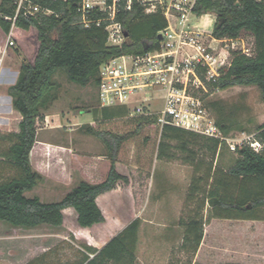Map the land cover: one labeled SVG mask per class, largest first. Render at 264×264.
<instances>
[{"label":"trees","instance_id":"trees-1","mask_svg":"<svg viewBox=\"0 0 264 264\" xmlns=\"http://www.w3.org/2000/svg\"><path fill=\"white\" fill-rule=\"evenodd\" d=\"M0 0V29L9 35L13 28L33 30L37 47L31 60H24L17 82L8 93L14 109L21 115L19 131L6 139L11 142L5 160L18 171L19 176L0 183V222L18 228L33 229L40 226L61 227L64 211L72 208L77 213V223L91 228L105 222L98 198L117 189L120 182L128 183L127 176L117 170L123 145L136 137L144 127H152L159 134L157 159L173 160L176 152L185 154V162L198 174L189 189V200L202 195L196 213L182 219L185 229L182 251L191 254L186 263L201 264L194 258L202 244L205 232L204 217L200 212L210 208L206 221L213 219L264 222V124L256 127L255 139L263 148L256 152L249 146L237 149V160L228 169L215 166L219 140L207 138L184 129L161 126L157 114L132 117L137 124L134 131L120 135L110 130L98 129L99 122H110L130 115L126 106L121 115L111 114L103 120L98 114L110 107L94 108V123L84 126V134L99 140L110 163L106 178L95 184L81 181L60 201L44 202L38 196L26 193L43 180L32 166L30 155L37 142L39 122L44 113L58 100L60 84L54 80L63 71L68 80L82 88L98 87L100 68L107 62L126 55H144L160 48V32L167 22L160 10L148 13V5L132 0H118L117 20L127 35L120 46L108 43L106 13L94 9L84 23L80 12L83 0ZM108 4L112 0H107ZM37 7L38 11H30ZM198 15L215 14L222 26L215 27L217 38H240L243 33L254 37L255 51L251 56L234 53L231 66L215 82L208 84L209 93L223 92L235 87H257L264 103V0H198ZM101 20L100 25L98 21ZM218 115L216 121L224 135L235 128L232 113L225 112L221 102L209 104ZM102 109V110H101ZM206 183V187H203ZM142 220L137 218L113 237L93 257H85L74 264H137V248ZM234 264V263H229Z\"/></svg>","mask_w":264,"mask_h":264},{"label":"rangeland","instance_id":"rangeland-1","mask_svg":"<svg viewBox=\"0 0 264 264\" xmlns=\"http://www.w3.org/2000/svg\"><path fill=\"white\" fill-rule=\"evenodd\" d=\"M240 38L241 47H238V51L247 49L254 54V37L243 33ZM36 47L33 30L13 28L10 34L6 35L0 29V183L19 176L18 171L3 156L11 145L6 138L9 134L19 131L22 119L13 107L8 90L17 82L23 61L33 58ZM54 80L60 84L58 100L50 106L44 116L49 113L60 115L64 126L50 130L46 121L39 122V139L47 138L52 142L75 143L79 146L85 142L103 147L95 138L81 137L79 126H73V122L80 120L81 112L88 116L90 111L86 110L100 107L95 90L90 87L81 88L70 82L61 70L56 73ZM145 92L131 98L132 106L129 108L128 117L99 122L97 128L120 135L134 131L137 124L132 122L131 118L140 115L134 109L149 102L138 105L134 103L136 98L143 97ZM156 93L159 95V92ZM157 94H153L154 99L149 104L152 113L164 107L163 102L156 99ZM212 102L223 103L225 112L233 114L235 128L231 134L235 137H255L256 127L264 124V103L257 87H235L213 93L206 98L209 113L217 121L219 115L209 106ZM148 110V107H145V111ZM107 111L121 115L125 108L115 107ZM56 120L58 121V118ZM54 123L55 121L51 120L49 126L55 125ZM158 143L159 134L149 126L144 127L136 137L123 145L119 155V167L127 175L129 182H120L116 190L98 198V204L105 216V222L101 225L80 227L77 223V213L72 208L64 211V223L58 228L44 225L26 229L0 222V264L77 263L85 257H93L106 243V240L94 242V239L102 236L107 238L109 235L108 239H112L137 218L142 220L141 245L138 243L136 252L137 264L186 263L192 256L182 251L185 229L180 221L196 213L201 206V194L193 200H189L188 196L193 178L195 175L204 174V169L196 174L194 167L185 162V154L179 151L175 153L173 160L157 159ZM80 149L77 148L75 153L87 156V153ZM69 153L54 148H46L43 151L38 146L34 149L32 166L42 175L43 180L33 191L26 193L27 197L38 196L44 202L60 201L80 182L82 178L78 177L76 172L80 169V160L71 157ZM237 158V153L224 144L218 151L215 166L228 169ZM39 167L42 172L37 170ZM206 186V183H203V187ZM209 211L210 208L206 205L204 211L200 212L206 223L205 231L213 223V220L206 221ZM263 223L222 221L221 224H213L211 228L213 227L214 232V250L208 252L201 247V251L197 252L199 257L196 255L194 261L209 264L207 255L210 254V258H214L213 262L210 261L211 264H229L234 261L264 264ZM255 245L258 246L255 251L247 252L248 247L255 248ZM43 248L48 251L46 262L40 261L39 253ZM247 256L249 260H245Z\"/></svg>","mask_w":264,"mask_h":264},{"label":"built area","instance_id":"built-area-1","mask_svg":"<svg viewBox=\"0 0 264 264\" xmlns=\"http://www.w3.org/2000/svg\"><path fill=\"white\" fill-rule=\"evenodd\" d=\"M138 1L148 5V13L160 10L166 19L167 27L160 32V48L105 63L100 68L97 87L100 105L129 106L132 97L146 91L134 104L149 103L134 111L140 115L157 114L162 127L168 125L219 140L233 152L246 145L256 152L261 151L263 146L254 137L224 135L206 105V98L211 95L208 84L231 66L234 53L252 55L247 49L238 51L241 38L215 37L217 17L211 13L198 15L195 11L198 0ZM131 2L128 0V9ZM96 8L106 13L108 43L122 45L126 36L117 20L118 0H112L111 4L107 0H83L80 12L86 26L89 25L87 17ZM30 11H38V8L30 7ZM100 23L101 20L98 25ZM153 94H157L156 99L164 106L156 113L150 111L149 105ZM145 107L149 110L145 111Z\"/></svg>","mask_w":264,"mask_h":264},{"label":"crops","instance_id":"crops-1","mask_svg":"<svg viewBox=\"0 0 264 264\" xmlns=\"http://www.w3.org/2000/svg\"><path fill=\"white\" fill-rule=\"evenodd\" d=\"M89 87L92 90H95V93H96V96H97L96 100H98V102H99V99H98V88L95 85L92 84V85H89L88 87H85V89H87ZM123 106H126L129 109L132 106V104L129 105V106H127V105H123ZM98 108H103V107L100 105V107H98ZM110 108H115V107H110ZM93 109L94 108H90V109L86 110L87 112L90 111V113H91V114L89 113L88 116L84 115L83 114L84 112H81L82 114H81V116H79V119L82 120V121H80L78 119L76 120V121H78L77 123H75L76 121L75 122L72 121L74 123L73 126H79L78 131L82 134L81 137L94 138V137H91V136H88V135L84 134V132H83V127L84 126H87V125H90V124L94 123L95 118H94V114L92 112ZM110 116H111V113L109 111H106V110L101 111L98 114V118L100 120H103V118L110 117ZM56 118H58V121L56 120ZM51 120L55 121V123H54L55 125H50L49 126V124L51 123ZM44 121H46V126H48V129H50V130L60 129V128H62L64 126V124L62 123V120H61V116L57 115V114H54V113L47 114L45 116V120ZM66 123H68V122H66ZM37 146L43 151H45L46 148H47V150H48V148H54V149H58L60 151L70 152L69 155L71 157H74V158L80 160L79 161L80 169H77V171H76L78 173V177L82 178L80 180V182L81 181H85V182H88V183H91V184L99 183V182L103 181L106 178V175H107V173L109 171L110 163H109V161L106 158L104 147H102V146H100L98 144H91V143L86 144L84 142V143H81V145L79 146L78 144L76 145L75 143L66 144V143H60V142H58V143L57 142H52V141L48 140L47 138L39 139V130H38L37 142H36L32 152H31V155H30L31 164H33V152H34V149ZM75 146H76V148H75ZM77 148L78 149L81 148L80 150H82V152L84 151L85 153H87V156H80L77 153H75L76 152L75 150H77ZM119 166H120V164L117 165L118 172L121 173L124 176H127L126 174H124L120 170ZM37 170L42 172V169L40 167L37 168ZM76 186H74V187H76ZM222 221L234 222V221H240V220L213 219L212 225L213 224H221ZM144 222L146 223L145 220H144ZM243 222L244 223H250V224L263 223V222H260V221H243ZM99 225H101V224H99ZM212 225H210V228L206 229V231L204 232V238H203L202 244H201V246L199 248L200 251H201V247L202 248L204 247L203 249H205L206 251L208 250V252H212L211 250H214V246L215 245H214V241L212 239L213 238L212 236L214 235V232H213V229H212L213 227L211 228ZM262 225L264 226V223ZM140 232H141V229H140ZM263 234H264V227H263ZM109 236L107 238H105L104 236H102L101 238L97 237V239H94V242L101 241V240H106L105 241L106 243L102 246V247H104L111 240V239H108ZM140 241H141V234L139 233V245H141ZM263 243H264V237H263ZM262 245H263V248H264V244H262ZM254 247L255 248L248 247L247 252L255 251L258 246L255 245ZM47 252L48 251H45L44 248H43V251H40V253H39V254H41L40 255L41 256L40 261H43V262L47 261L46 260L47 256H48ZM198 257H199V253L197 255V258ZM207 258L210 259V260H208L209 264H211L210 261L213 262V260H214V258H210V254L207 255ZM245 260H249V257L247 256ZM196 261L197 260H195L194 262H196ZM232 263H234V264H244L241 261H234ZM201 264H207V262H204V263H201Z\"/></svg>","mask_w":264,"mask_h":264},{"label":"water","instance_id":"water-1","mask_svg":"<svg viewBox=\"0 0 264 264\" xmlns=\"http://www.w3.org/2000/svg\"><path fill=\"white\" fill-rule=\"evenodd\" d=\"M222 26V22H218L217 27L220 28ZM127 37V35H125ZM161 39V36H160Z\"/></svg>","mask_w":264,"mask_h":264}]
</instances>
